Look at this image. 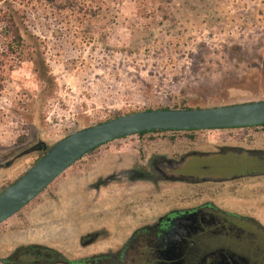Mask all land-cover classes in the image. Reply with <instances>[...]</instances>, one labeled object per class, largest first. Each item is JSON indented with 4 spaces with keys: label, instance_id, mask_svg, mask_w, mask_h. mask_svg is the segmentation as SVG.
<instances>
[{
    "label": "rangeland",
    "instance_id": "obj_1",
    "mask_svg": "<svg viewBox=\"0 0 264 264\" xmlns=\"http://www.w3.org/2000/svg\"><path fill=\"white\" fill-rule=\"evenodd\" d=\"M262 100L264 0H0V166L11 163L0 169V192L39 159L24 155L36 144L141 111ZM251 141L264 138L232 129L107 144L0 225V256L26 244L72 252L95 229L112 245L198 201L229 209L232 179L253 185L252 160L233 150ZM157 155L167 158L157 164L167 181L147 175ZM126 171L137 180L116 182Z\"/></svg>",
    "mask_w": 264,
    "mask_h": 264
},
{
    "label": "flooded vegetation",
    "instance_id": "obj_2",
    "mask_svg": "<svg viewBox=\"0 0 264 264\" xmlns=\"http://www.w3.org/2000/svg\"><path fill=\"white\" fill-rule=\"evenodd\" d=\"M255 143L233 149L244 151L252 160L246 178L253 185L245 189L244 177L232 179L233 204L229 209L213 201H198L135 227L112 245L104 229L89 230L77 236L72 252L39 244L18 245L0 256V264H264V143ZM166 160L155 156L147 175L167 181L157 165ZM133 174L119 173L115 181L136 179ZM99 183V188L106 185ZM185 183L204 182L188 179ZM243 189L247 195H241Z\"/></svg>",
    "mask_w": 264,
    "mask_h": 264
},
{
    "label": "water",
    "instance_id": "obj_3",
    "mask_svg": "<svg viewBox=\"0 0 264 264\" xmlns=\"http://www.w3.org/2000/svg\"><path fill=\"white\" fill-rule=\"evenodd\" d=\"M259 126H264V100L205 109L141 111L73 132L55 142L18 180L0 192V225L34 201L75 163L112 142L152 132L223 131ZM10 164L0 169H7Z\"/></svg>",
    "mask_w": 264,
    "mask_h": 264
},
{
    "label": "trees",
    "instance_id": "obj_4",
    "mask_svg": "<svg viewBox=\"0 0 264 264\" xmlns=\"http://www.w3.org/2000/svg\"><path fill=\"white\" fill-rule=\"evenodd\" d=\"M13 34H15V37L13 39V40H15L14 44L16 43L17 45H21L22 46L23 40H22L20 34L18 32H16V31ZM163 110H168V109H163ZM245 130L248 131L249 134L253 135L256 138H264V126L250 127V128H246ZM196 132H198V131H188V132H152V133L139 134L136 137L139 138V139H142V138H145V137H150V136H155V135H161V136L170 135L171 138H172L174 136H177L178 134H185V133L194 134ZM47 150H48V147L45 146L44 144H36L32 148L28 149L26 151V154H39L40 157H41V156H43L46 153ZM40 157H39V159H40Z\"/></svg>",
    "mask_w": 264,
    "mask_h": 264
},
{
    "label": "crops",
    "instance_id": "obj_5",
    "mask_svg": "<svg viewBox=\"0 0 264 264\" xmlns=\"http://www.w3.org/2000/svg\"><path fill=\"white\" fill-rule=\"evenodd\" d=\"M94 190V189H93ZM93 190H91V191H93Z\"/></svg>",
    "mask_w": 264,
    "mask_h": 264
}]
</instances>
